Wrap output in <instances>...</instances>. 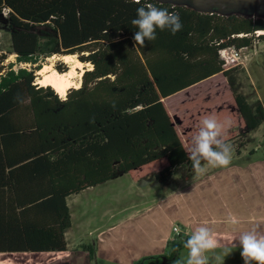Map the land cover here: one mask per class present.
Here are the masks:
<instances>
[{
    "label": "trees",
    "instance_id": "trees-1",
    "mask_svg": "<svg viewBox=\"0 0 264 264\" xmlns=\"http://www.w3.org/2000/svg\"><path fill=\"white\" fill-rule=\"evenodd\" d=\"M149 2L178 12L183 28L175 35L157 29L154 41L136 46L131 21ZM253 7L261 13L255 19L232 14ZM263 14L264 4L249 0H213L203 8L187 0H0L10 44L0 52V191L9 206L0 213V253L65 251L70 217L64 198L116 173L152 175L163 184L177 168H192L187 151L198 131L180 139L178 120L162 100L214 74L230 88L234 151L244 147L247 133L264 121V107L236 91L237 66L224 67L219 51L264 40ZM9 54L14 60L5 63ZM62 54L91 65L63 98L35 80L44 58ZM35 165L52 192L19 202L13 212L16 168ZM187 239L179 233L167 241L168 257L185 249ZM82 248L92 256L91 246Z\"/></svg>",
    "mask_w": 264,
    "mask_h": 264
},
{
    "label": "rangeland",
    "instance_id": "rangeland-1",
    "mask_svg": "<svg viewBox=\"0 0 264 264\" xmlns=\"http://www.w3.org/2000/svg\"><path fill=\"white\" fill-rule=\"evenodd\" d=\"M253 1L258 4L264 3ZM232 14L255 19L261 13L257 11V7H253L249 11L233 10ZM9 49V36L4 22L0 18V52L3 53ZM219 57L223 60L224 67L237 66L235 71L236 91L243 94L248 103H253L258 99L264 107V40H256L250 46L237 51L225 48L219 51ZM13 60L14 55L9 54L4 61L6 63ZM46 63H50L48 57L40 62V66ZM17 66V64L13 65L14 68ZM61 66L68 67L60 59L51 61V67L55 70ZM84 68H88L87 65H84ZM39 76L37 74V77ZM73 82H80V78L73 77ZM162 101L169 115L175 116L178 120L175 122L174 128L182 140L187 138L191 132L199 130L204 117H215L224 126V138L229 134L233 135L230 139L231 143H227L232 146L231 158L235 157L233 148L237 139L232 124L236 123V112L233 107L231 109L230 88L221 73L188 86L163 98ZM245 138L244 147H259L256 154L258 156L264 154V121L248 132ZM189 146L191 147L190 143ZM203 162L202 160L201 163ZM191 169L193 167L190 169L177 168L170 179L163 184L150 178L152 182L148 187L143 183L142 185L138 184L137 181L140 179H134L130 173H116L109 180L96 184L93 188L71 195L68 203L73 226L67 232L65 251L0 254V264H126L129 257L136 256V253L142 252L144 248L150 254H158L160 248L157 247L158 239L157 236H154V232L157 228H165L166 224L170 226V221L166 222L164 219L159 221V219L160 212L162 213L161 209L164 208L169 213L171 211L169 207L172 204H166L163 201L164 204H162L157 199L170 196L168 203L171 199L175 200L178 196L176 195L177 197L174 198L173 186L183 180V177L178 178L179 175L187 174L186 176L192 178L193 176L188 174ZM146 187L150 193L144 190ZM183 198L186 200L185 203H183ZM148 200L151 202L149 205L151 207L145 211L140 209L139 205ZM188 208L193 210L194 204L193 201H189L187 191H185L182 194L179 209L184 216H187ZM153 224L158 226L153 227ZM112 225L113 227H111ZM173 225L176 223H172L170 228ZM76 238H82V241L87 242H91L95 238L101 239L102 244L99 242L98 245L103 251L104 259L97 257L95 261L93 258L92 262L89 261L92 256L89 257L87 252L75 244ZM175 257L177 255L172 256V258ZM167 258L165 260H168ZM164 262L158 258L154 264H164Z\"/></svg>",
    "mask_w": 264,
    "mask_h": 264
},
{
    "label": "crops",
    "instance_id": "crops-1",
    "mask_svg": "<svg viewBox=\"0 0 264 264\" xmlns=\"http://www.w3.org/2000/svg\"><path fill=\"white\" fill-rule=\"evenodd\" d=\"M258 148L259 147H243L240 148L238 152H235L233 148L235 157L231 158V163L227 167L212 166L208 164L207 161H204L201 163V166L204 168L202 173L197 174L191 169L188 174L192 175V178L186 176L187 174L179 175L178 178L183 177V180L177 182V184L175 183L173 186L174 198L178 196L176 198L177 202H175L176 199H171L172 202L170 201L168 203V198H170V196L164 199H157V201L160 200L161 202H166V204H172V206L169 207L171 209L169 213L164 208L161 209L162 213L160 212L159 221L163 219L166 222L170 221V226L172 223H176L180 229V233L187 237H189L191 232L198 226H207L211 229L219 246L204 254L209 264H244L238 237L242 233L252 230L264 234V154L258 156V154H256V152L259 151ZM254 150L255 152L251 154L248 153ZM16 171L21 191L19 190L17 195L13 196V198L17 199L12 202L13 212H17L21 209L18 206L19 202L25 201L27 198H46L49 196L47 193H49V191L52 192L51 183L48 184L47 191L46 181H41L39 179L38 174L41 171L40 166L37 167L35 165L33 168L26 167L25 169L16 168ZM27 176L30 182H28V185H23L22 181H26L25 178ZM150 178L153 177L151 175L144 176L137 181V183L140 185L143 183L144 186L146 185L148 187L149 183L152 182ZM94 186L87 187L81 191L93 188ZM147 187L144 188V190L149 192ZM0 189H5V187ZM185 191H187L189 201H193L194 204V209L191 210L188 208V213L183 210L187 213V216H184L179 209L180 200ZM71 195L73 196L75 194ZM71 195H67L64 198L70 217V226L64 231L66 245L67 232L73 226L68 203ZM7 197V192L0 191V213L8 211L6 209L9 208V206L2 204V202H6ZM1 198L4 199L1 200ZM182 200L183 203L186 202L185 198ZM163 202L162 204H164ZM149 205H151V202L148 200L144 201L139 207L145 211L151 207ZM33 212H36L35 208ZM158 225L160 227L161 223ZM158 225L153 224V227ZM170 226L166 224L165 228H157L154 232V236H157L158 239L157 247L160 248L158 254H150V252L144 248L142 252H137L136 256L132 258L129 257L128 261L125 263L154 264L155 260L157 261V259L160 258L163 262L165 261L164 264H187L189 251L187 248L180 250L175 258L168 257L169 250L166 247V242L170 240V236L172 235ZM111 227H113V225ZM81 239L82 238H76L74 241L82 250V246H91L93 248V254L89 261L92 262L93 259L95 261L97 257L104 259L103 251L98 245L99 242L102 244L101 239L95 238L91 242L82 241ZM165 258L168 260H165ZM253 264H255V262H253Z\"/></svg>",
    "mask_w": 264,
    "mask_h": 264
},
{
    "label": "clouds",
    "instance_id": "clouds-1",
    "mask_svg": "<svg viewBox=\"0 0 264 264\" xmlns=\"http://www.w3.org/2000/svg\"><path fill=\"white\" fill-rule=\"evenodd\" d=\"M133 2L140 4L141 0ZM131 23L138 29L133 35L135 45L142 47L146 41L157 38V29H167L175 35L183 28L178 12L150 2L137 8L136 18ZM187 153L197 174L204 171L202 160L212 166L227 167L231 163L232 146L224 139V126L213 116L204 117L198 132L192 137ZM238 243L244 264H264V234L256 230L242 233L238 237ZM218 246V241L209 227H196L184 243V247L189 250L187 264H209L204 254Z\"/></svg>",
    "mask_w": 264,
    "mask_h": 264
},
{
    "label": "bare ground",
    "instance_id": "bare-ground-1",
    "mask_svg": "<svg viewBox=\"0 0 264 264\" xmlns=\"http://www.w3.org/2000/svg\"><path fill=\"white\" fill-rule=\"evenodd\" d=\"M261 33V32H259ZM53 59H60L68 65L63 71H57L51 67V61ZM50 63L43 64L36 73L40 76L37 77L36 83L40 86L49 85L54 91L63 98L67 89L73 87L77 88L80 82H73V77L81 76L84 70V65L90 68L89 63L79 61L75 54H62V55H51L48 57ZM79 69V70H78Z\"/></svg>",
    "mask_w": 264,
    "mask_h": 264
},
{
    "label": "built area",
    "instance_id": "built-area-1",
    "mask_svg": "<svg viewBox=\"0 0 264 264\" xmlns=\"http://www.w3.org/2000/svg\"><path fill=\"white\" fill-rule=\"evenodd\" d=\"M224 16H227V14H224ZM171 232H172V235L170 237V240H173L175 239V236H177L180 233V229L178 228L177 225H173L171 227Z\"/></svg>",
    "mask_w": 264,
    "mask_h": 264
},
{
    "label": "water",
    "instance_id": "water-1",
    "mask_svg": "<svg viewBox=\"0 0 264 264\" xmlns=\"http://www.w3.org/2000/svg\"><path fill=\"white\" fill-rule=\"evenodd\" d=\"M213 0H210V1H206V0H204L203 2H201V3H195V2H193V1H191V0H189V3H191L192 5H194V6H196V7H201V8H203L207 3H210V2H212ZM186 3H188V2H186Z\"/></svg>",
    "mask_w": 264,
    "mask_h": 264
},
{
    "label": "flooded vegetation",
    "instance_id": "flooded-vegetation-1",
    "mask_svg": "<svg viewBox=\"0 0 264 264\" xmlns=\"http://www.w3.org/2000/svg\"><path fill=\"white\" fill-rule=\"evenodd\" d=\"M191 1H193V2H195V3H201V2H203L204 0H191ZM249 1H253V0H249ZM258 2H264V0H257ZM264 4V3H263ZM152 176V175H151Z\"/></svg>",
    "mask_w": 264,
    "mask_h": 264
}]
</instances>
